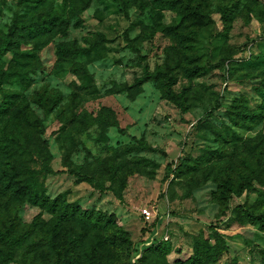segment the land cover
I'll return each instance as SVG.
<instances>
[{"label": "rangeland", "instance_id": "374dc122", "mask_svg": "<svg viewBox=\"0 0 264 264\" xmlns=\"http://www.w3.org/2000/svg\"><path fill=\"white\" fill-rule=\"evenodd\" d=\"M50 20L0 56V229L30 233L17 264H264V0H0V42ZM17 169L54 213L6 187ZM68 204L85 214L64 220ZM201 237L216 261L192 259Z\"/></svg>", "mask_w": 264, "mask_h": 264}, {"label": "trees", "instance_id": "16d2710c", "mask_svg": "<svg viewBox=\"0 0 264 264\" xmlns=\"http://www.w3.org/2000/svg\"><path fill=\"white\" fill-rule=\"evenodd\" d=\"M54 24V21L50 20V22H46L43 24L33 25V26H26L23 22H19L14 24L12 28V32L10 36H7L4 40L0 42V56L3 53L4 49L6 47H9L13 44V36L19 34L22 38H33L37 37L39 33H48L52 30V26ZM103 39V38H102ZM85 49H81L77 46L73 49H67L66 47L60 46L59 50V56L60 58L64 60H69L68 57L72 58L70 60L74 61L77 58H79L81 55L86 54ZM34 52H28L24 54V57H33ZM79 73H85V68L79 67ZM10 74H2V78L7 80L9 78ZM24 78H26V75H24ZM152 78L150 74H146L144 80L142 82L147 81V79ZM115 88L121 89V87L115 86ZM259 93L262 95L264 99V90L259 91ZM221 103L218 101L214 108L207 114V116H212L214 111L217 110L220 107ZM264 107V102H263ZM244 116L248 117V114L246 112L243 113ZM264 114H259L258 119L261 120L263 118ZM124 132V131H122ZM27 150V148H25ZM40 159L41 162L44 164L43 171L46 174H54V172L50 169V167L47 165L49 159L51 158V154L48 147V142L44 141L42 143V146H40ZM23 172L22 169H17L16 172L12 175L6 174V176L3 177L2 181H4L5 185L9 189H14L17 193V196H22L23 194L29 196L30 199L34 201V203H38L43 201V203H47L50 207V212L54 213L56 210V204H49L47 199L44 197L42 192L38 189L36 183H33L30 180L27 179H21L19 178V175ZM82 181L87 180L86 177H80ZM251 184H244L240 186L239 190L236 192L237 195L242 194L244 191L251 189ZM83 213L85 214V211L81 210L79 206L74 204H68L66 206V212L62 214V217L64 220L68 219H75L78 218L79 214ZM108 227L113 226V220L111 218H106L103 216L101 218ZM30 234V233H29ZM29 234H25L23 236H17L12 235L9 230H1L0 229V252L3 254L4 263L5 264H17V262L14 260L15 257V251L17 248H19L23 241L28 237ZM159 245L155 246H149V248H146L145 251L149 252L152 251L156 253ZM34 251V250H33ZM32 252V248L28 249L26 252V255L28 256ZM221 253L220 248L217 244L212 245L210 242V239H206L204 237H201L200 239H197L195 241V249L192 259L194 258L195 261H216Z\"/></svg>", "mask_w": 264, "mask_h": 264}, {"label": "built area", "instance_id": "2783aa9c", "mask_svg": "<svg viewBox=\"0 0 264 264\" xmlns=\"http://www.w3.org/2000/svg\"><path fill=\"white\" fill-rule=\"evenodd\" d=\"M143 215H144V217H145V219H146L147 222L154 221V218H153L154 216H153V214H152L149 210L144 211ZM157 226H158V223H157ZM157 226H156V228L153 230V232L156 231ZM155 234H156V233H155ZM155 237H156V235H155ZM165 240H168V238L166 237ZM154 241H155V238L153 237L150 243H154Z\"/></svg>", "mask_w": 264, "mask_h": 264}]
</instances>
